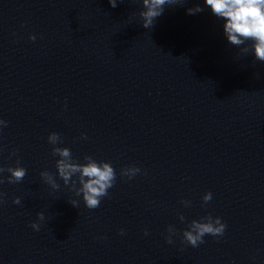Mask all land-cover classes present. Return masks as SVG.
<instances>
[{
    "label": "clouds",
    "instance_id": "1",
    "mask_svg": "<svg viewBox=\"0 0 264 264\" xmlns=\"http://www.w3.org/2000/svg\"><path fill=\"white\" fill-rule=\"evenodd\" d=\"M112 8H116L118 2L123 0H108ZM179 0H142L143 11L139 13L145 29L152 28L154 21L160 17L165 9V6L175 5ZM205 6L210 8L211 13L218 19L224 21L223 33L226 40L232 46L239 48L241 54L247 55L249 52L254 54L257 61L264 62V0H204ZM203 8L199 5L188 8V15H196L201 13ZM30 39L35 40L32 36ZM246 42H251L250 47L244 46ZM243 46V47H242ZM7 127V122L0 119V130ZM81 139H87L82 136ZM48 143L52 145V156L59 157L55 161L56 174L47 170L40 173L41 179L53 190H59L60 184L57 183V177L63 181L64 186L69 187V190L74 192L76 197H82L85 207L90 210L100 206L101 200L108 196V190L111 189L117 179L116 171L110 162L97 161L93 157L85 155L83 163L74 159L71 150L67 147H57V144H62L63 140L58 133H50ZM13 152L11 155H15ZM16 167H0V184L5 183L3 173L7 172L10 175L7 177V183H20L27 174V170L20 166V160L17 159ZM140 169L137 167H128L121 169L120 176L128 179L134 178ZM3 193H0V203L3 202ZM203 203L207 204L212 200V193L208 192L202 197ZM13 203L19 205L21 200L19 197L13 199ZM188 207L190 201H181ZM73 207L79 206L78 200L69 202ZM38 221L45 219L44 214H37ZM179 219L183 222L184 216ZM39 223H32L30 227L34 231L40 230ZM226 225L221 222L219 217L213 218L211 215L202 217L199 221L192 220L187 226V230L182 232V243L198 247L204 243V237L210 235L220 237L224 235ZM169 235L165 238L169 244L173 243L172 236L176 235L174 227L167 228ZM123 235V231L120 233ZM145 235L148 232L145 231Z\"/></svg>",
    "mask_w": 264,
    "mask_h": 264
}]
</instances>
